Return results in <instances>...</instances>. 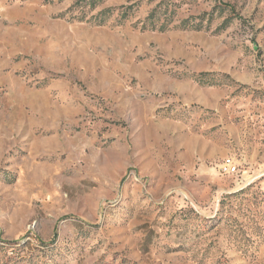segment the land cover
<instances>
[{
    "label": "rangeland",
    "instance_id": "rangeland-1",
    "mask_svg": "<svg viewBox=\"0 0 264 264\" xmlns=\"http://www.w3.org/2000/svg\"><path fill=\"white\" fill-rule=\"evenodd\" d=\"M160 1L0 0V264H264V0Z\"/></svg>",
    "mask_w": 264,
    "mask_h": 264
},
{
    "label": "trees",
    "instance_id": "trees-1",
    "mask_svg": "<svg viewBox=\"0 0 264 264\" xmlns=\"http://www.w3.org/2000/svg\"><path fill=\"white\" fill-rule=\"evenodd\" d=\"M171 0H161L159 4L156 5V7L151 11L149 17L147 18V25H149V28H147V26H145L143 29H149V30H156L159 29L160 31H164L165 30V25L166 24H162V26L159 27L160 25V21L162 20V16L169 14V12L171 11L173 12V8L174 4L170 3ZM221 8L223 9H230L233 11L232 7L229 4H220ZM89 7L91 8H95L92 4H89ZM138 4L129 6L127 9L134 10L137 9ZM164 21V20H163ZM159 27V28H158Z\"/></svg>",
    "mask_w": 264,
    "mask_h": 264
},
{
    "label": "built area",
    "instance_id": "built-area-1",
    "mask_svg": "<svg viewBox=\"0 0 264 264\" xmlns=\"http://www.w3.org/2000/svg\"><path fill=\"white\" fill-rule=\"evenodd\" d=\"M220 172L222 175L235 176L240 173L239 165L232 158L225 159L221 165Z\"/></svg>",
    "mask_w": 264,
    "mask_h": 264
}]
</instances>
